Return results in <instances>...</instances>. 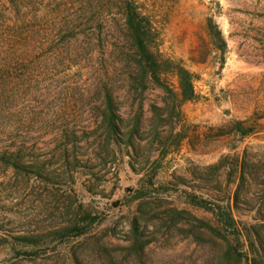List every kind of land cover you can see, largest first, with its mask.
Here are the masks:
<instances>
[{"label":"rangeland","instance_id":"1","mask_svg":"<svg viewBox=\"0 0 264 264\" xmlns=\"http://www.w3.org/2000/svg\"><path fill=\"white\" fill-rule=\"evenodd\" d=\"M125 1L18 0L22 20L0 0L38 61L23 102L0 110V264H219L224 240L171 209L217 224L208 207L238 186L236 216L264 253V0H133L161 62L147 87Z\"/></svg>","mask_w":264,"mask_h":264},{"label":"trees","instance_id":"2","mask_svg":"<svg viewBox=\"0 0 264 264\" xmlns=\"http://www.w3.org/2000/svg\"><path fill=\"white\" fill-rule=\"evenodd\" d=\"M11 2H13L15 7H19L16 15L22 16L23 20V10L19 6L18 0H11ZM124 7L129 35L135 47L136 67L141 72L137 78L144 87H147L149 75L154 76L158 81L161 80L157 73L161 62L155 53L152 43V26L149 19L139 11L133 0H126ZM8 18L7 6H0V21H2L0 23L2 34L0 38V110L6 106L12 108L23 102V66L26 65L27 68H33V65L38 62L36 59L23 56V45L29 37V32L26 31L27 26L23 25V21L18 24L16 20L12 25H5V20ZM74 28L69 27L67 32H72L73 36L76 35L77 32ZM38 31L36 27H33L32 35L35 37ZM10 34L15 36L16 39L11 37L10 40H6ZM26 44H32V41L26 42ZM178 73L184 99H192L196 93L192 71L180 66ZM116 109L113 95L110 89H107L106 119L109 128L114 132L118 128ZM241 177L245 178L244 171L241 173ZM239 189L240 186L234 193L230 191L223 197H215L214 205L208 207L214 213L217 224L197 217L189 209L179 207L171 209L173 212L172 218L175 225L179 226V221L186 218V214H192L202 224L210 227L213 232L221 237L225 242V248L219 264H240L244 256L249 253L252 254L251 264H264V253L258 248L257 241L250 237L251 235L247 231L248 227L246 225L242 226L241 221L236 216L235 207L239 202ZM197 204L205 206L201 202ZM130 232L132 233L130 239L133 240L134 247L139 243L141 244V250H144L150 241L149 239L142 240L143 229L137 218L133 220ZM246 235L247 238L251 239L250 245L246 243ZM246 246L247 249L245 251L244 247Z\"/></svg>","mask_w":264,"mask_h":264}]
</instances>
